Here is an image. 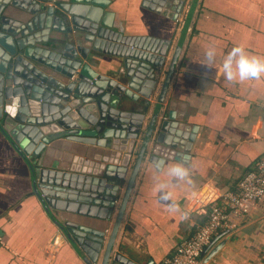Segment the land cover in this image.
Masks as SVG:
<instances>
[{"label": "crops", "instance_id": "1", "mask_svg": "<svg viewBox=\"0 0 264 264\" xmlns=\"http://www.w3.org/2000/svg\"><path fill=\"white\" fill-rule=\"evenodd\" d=\"M101 1L112 35L100 38L96 45L100 49L93 48L91 41L83 37L82 44L75 43L72 36L68 42L73 44L77 57L80 58L78 47L86 51V58H80L82 63L106 77L101 91L109 94L108 106L113 92L121 93L120 87L127 89L129 81L123 57L110 51L113 43L118 44L117 38L142 37L146 49L165 44L166 54L153 84L144 79L135 88H128L133 99L122 93L126 103L119 108L143 114V118L127 171L115 190L109 218H86L58 209L50 212L61 224L83 226L92 220L93 228L104 231L92 263L101 264L147 123L157 107L156 121L130 187L107 264H159L205 222L209 204L220 200L225 191L235 190L238 180L264 154V74L258 79L229 82L222 69L224 57L236 46L264 58V0ZM176 6H180L176 17L167 16ZM21 10L16 16L24 24L30 14ZM183 29L172 74L159 98L166 69ZM53 35L60 36L54 30L49 36ZM52 45L60 51L64 47L63 43ZM209 48H214L216 53L211 64L205 58ZM60 76L56 75L63 78ZM70 79L76 80L77 75ZM162 121L167 122L164 130L160 128ZM27 158L34 164L37 156L30 154ZM177 161L188 165L192 183L181 181L170 185L173 200L180 209L171 212L160 202L155 189L157 183L169 179L167 165ZM160 165L164 167L158 171ZM110 193L99 194L104 198L101 200L109 201ZM185 212L188 218L182 219ZM87 241L84 238L81 244L84 248L80 247L86 255L90 250ZM216 245L219 246L213 251ZM117 254L124 261H119ZM202 259L204 264H264V197L249 211L231 215L205 249ZM0 264H88L47 215L33 193L26 161L1 132Z\"/></svg>", "mask_w": 264, "mask_h": 264}, {"label": "water", "instance_id": "2", "mask_svg": "<svg viewBox=\"0 0 264 264\" xmlns=\"http://www.w3.org/2000/svg\"><path fill=\"white\" fill-rule=\"evenodd\" d=\"M20 8L30 14L24 24L20 22L24 20L16 16L22 11ZM179 8L173 7L167 16L175 18ZM105 15L101 0H0V132L26 161L31 171L33 193L47 215L88 264L98 255L104 231L93 228L92 220L84 223L87 226L61 224L50 209L76 212L88 216L86 218H109L115 190L127 171L143 118V114L122 109L126 103L123 95L133 99L128 88H135L144 79L152 84L155 82L167 49L165 44L146 49L142 37L114 38L118 44L113 43L110 51L123 57L129 81L127 89L120 87L121 93L113 92L108 106L109 94L101 91L106 77L82 63L80 58H86V51L78 47L79 58L73 44L68 42L72 36L75 43L80 44L83 37L91 41L93 48H98L100 38L112 35ZM53 30L60 36L50 37ZM184 31L166 69L159 98L172 74ZM59 43L64 46L61 51L52 45ZM57 74L67 81L57 78ZM75 74L77 79H70ZM109 82L113 84L112 80ZM157 112L156 107L147 123L124 198L105 243L101 264H107ZM166 123L161 122V130L166 129ZM30 154L37 156L34 164L40 169L27 158ZM109 192V201L101 200L104 198L99 194ZM84 238L89 239L87 255L81 249ZM117 259L124 261L120 254Z\"/></svg>", "mask_w": 264, "mask_h": 264}, {"label": "built area", "instance_id": "3", "mask_svg": "<svg viewBox=\"0 0 264 264\" xmlns=\"http://www.w3.org/2000/svg\"><path fill=\"white\" fill-rule=\"evenodd\" d=\"M264 197V154L254 167L237 182L235 190L225 191L220 200L209 204L205 222L193 234L181 241L174 252L159 264H204L205 249L211 245L213 237L226 225L231 215H239Z\"/></svg>", "mask_w": 264, "mask_h": 264}, {"label": "clouds", "instance_id": "4", "mask_svg": "<svg viewBox=\"0 0 264 264\" xmlns=\"http://www.w3.org/2000/svg\"><path fill=\"white\" fill-rule=\"evenodd\" d=\"M215 49L209 48L205 52L206 62L211 64L215 60ZM222 69L225 79L229 82H243L249 79H258L264 74V58L252 56L248 54L242 46L232 48L224 57ZM164 167L160 165L157 170ZM166 175L167 181L157 183L156 192L160 202L166 205L168 211H179V205L173 200L172 192L169 190L170 185H175L181 181L191 184V174L186 163L177 161L171 165H167ZM188 213H184L182 219H187Z\"/></svg>", "mask_w": 264, "mask_h": 264}]
</instances>
